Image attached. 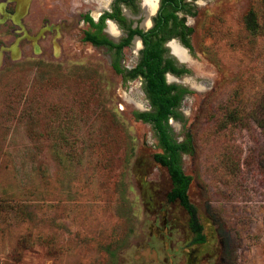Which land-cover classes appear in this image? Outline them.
I'll list each match as a JSON object with an SVG mask.
<instances>
[{
  "label": "rangeland",
  "instance_id": "374dc122",
  "mask_svg": "<svg viewBox=\"0 0 264 264\" xmlns=\"http://www.w3.org/2000/svg\"><path fill=\"white\" fill-rule=\"evenodd\" d=\"M112 2L0 0V264H264V132L250 116L263 96L264 0H199L190 73L167 76L189 91L169 122L177 141L192 138L182 166L202 244L167 200L153 124L133 115L151 110L142 79L85 40L84 16ZM140 50L125 47L122 69Z\"/></svg>",
  "mask_w": 264,
  "mask_h": 264
},
{
  "label": "trees",
  "instance_id": "16d2710c",
  "mask_svg": "<svg viewBox=\"0 0 264 264\" xmlns=\"http://www.w3.org/2000/svg\"><path fill=\"white\" fill-rule=\"evenodd\" d=\"M116 6L117 4H115L113 12H105L100 22H95L90 16L87 17L86 20L90 23L91 28L86 32L85 40L96 46L107 45L110 49H117L116 54L118 57H116L113 64L114 70L117 73H125L127 80L142 78L143 88L150 102L151 110L135 111L133 115L138 120L153 124L160 148V151L156 152L154 157L159 164L168 170L172 182V187L167 194V200L169 202L179 201L186 209L189 214V226L194 234L192 242L202 244L206 242L204 225L199 218L197 207L190 200L188 192L192 183V177L184 172L182 166V154H192L194 152L192 138L189 137L182 142L177 141L173 137L172 127L169 122L171 118H180L178 108L189 91L180 85L169 84L166 74L172 72L173 74L182 76L189 74L190 70L185 65L181 67L177 66L176 63L178 61L174 57H165L168 50L164 47V42L167 38H171V35L168 37L160 36L157 31H131L129 38L120 44H116L107 38L102 32L105 20L107 18L124 20V18L120 17V10ZM246 19H248L247 24L252 31L256 32L259 29L256 13L250 11ZM185 29L181 35V40L187 47L193 50V29ZM135 33L142 36L144 48L141 51L137 65L130 70H125L120 66L122 51L130 43ZM262 93L261 102H259L260 97L255 99V107H253L250 116L264 132V86Z\"/></svg>",
  "mask_w": 264,
  "mask_h": 264
},
{
  "label": "flooded vegetation",
  "instance_id": "af4514ba",
  "mask_svg": "<svg viewBox=\"0 0 264 264\" xmlns=\"http://www.w3.org/2000/svg\"><path fill=\"white\" fill-rule=\"evenodd\" d=\"M146 1L147 0H113L110 9H107L103 11L102 13H100V15L97 18H94L91 15H85L84 21L87 22L91 28L90 23L86 20L88 16L92 17L95 22H100L102 15L105 12H113L115 4H117L116 7L120 10V17L124 18V20L123 21L120 19L116 20L113 18H107L105 20V26L102 32L103 34L106 35L107 38H109L111 41H113L116 44H120L125 39L129 38L131 31H137V30H141L143 32H150V31L156 32L157 31L160 34V36L163 35V36L168 37L171 35V38H167L166 41L164 42V47L168 50V53L165 55V57L170 58L173 55L174 58L177 59L176 61H179L181 63V64L176 63V65L181 67L183 65L182 63H186V62H181L172 53V51L170 55L169 46H171L170 45L171 42L176 40L179 43V45L187 51L189 57H191V53L194 51V45H193V50L187 47L182 42L181 35L184 33V30H186L185 28L187 29L192 28L193 34H194V31H195L194 27L188 24L187 18L189 16H193V17L196 16V12L194 11L195 6H196L195 4H197L199 0H155L154 7L151 5L150 9L146 8ZM124 8H126V11L124 10ZM110 25H115V28L118 31L119 36L115 34L114 35L111 34L109 30L111 28ZM137 38L140 41L136 40ZM132 43L141 44L140 51L143 50L144 41L140 34L135 33L132 36L130 43L125 47L130 46ZM97 47H106L107 49L111 51L117 52V49L115 48L110 49L107 45H101ZM125 47L123 48V50L125 49ZM169 74H173V73L168 72L166 74V77ZM173 75H176V74H173ZM184 75H187V74H184ZM176 76L181 77L178 75Z\"/></svg>",
  "mask_w": 264,
  "mask_h": 264
},
{
  "label": "bare ground",
  "instance_id": "6f19581e",
  "mask_svg": "<svg viewBox=\"0 0 264 264\" xmlns=\"http://www.w3.org/2000/svg\"><path fill=\"white\" fill-rule=\"evenodd\" d=\"M154 1L155 0H147L146 1V8H148V9H150V6L152 5L153 7H154ZM110 30V32H111V34H115V35H117V33H116V30H114L113 29V27L112 28H110L109 29ZM136 40H138V41H140L138 38L136 39ZM138 44V43H137ZM138 45H140V44H138ZM170 45H171V49H172V52L180 59V60H182V61H184L185 59H186V51L180 46V45H178V44H176V42L175 41H173V42H171L170 43Z\"/></svg>",
  "mask_w": 264,
  "mask_h": 264
},
{
  "label": "water",
  "instance_id": "95a60500",
  "mask_svg": "<svg viewBox=\"0 0 264 264\" xmlns=\"http://www.w3.org/2000/svg\"><path fill=\"white\" fill-rule=\"evenodd\" d=\"M180 60V59H179ZM181 62H183L182 60H180Z\"/></svg>",
  "mask_w": 264,
  "mask_h": 264
}]
</instances>
